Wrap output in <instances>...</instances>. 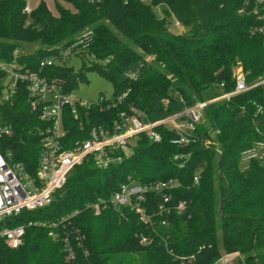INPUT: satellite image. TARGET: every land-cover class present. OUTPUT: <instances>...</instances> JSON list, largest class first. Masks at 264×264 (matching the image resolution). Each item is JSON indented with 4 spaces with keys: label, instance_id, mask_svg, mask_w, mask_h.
I'll return each instance as SVG.
<instances>
[{
    "label": "trees",
    "instance_id": "trees-1",
    "mask_svg": "<svg viewBox=\"0 0 264 264\" xmlns=\"http://www.w3.org/2000/svg\"><path fill=\"white\" fill-rule=\"evenodd\" d=\"M26 4L0 0V59L11 60L24 43L38 42L37 49L22 50L17 58L37 70L40 60H60L61 51L70 49L81 60L77 70L63 60L43 71L64 78L67 91L91 70L112 84L110 98L77 117L65 115L70 142L87 138L92 126H110L120 113L157 120L207 99L203 93L220 83L221 92L232 91L237 66L248 84L264 77V35L251 29L257 22L253 0H54V10L40 0L29 13ZM155 6H161L160 14ZM175 21L183 32L169 30ZM86 31L90 34L82 40ZM1 82L0 73V90ZM0 124L12 128L2 146L34 174L38 132L46 122L31 109L24 86L0 104ZM158 130L160 141L137 136L130 154L105 169L85 161L70 171L48 205L3 219L0 228L28 220L43 225L27 226L16 248L0 237V264H61L63 236L73 240L74 228L84 240L75 247L72 264H214L232 251L241 254L240 264H264V160L241 156L264 142V82L206 105L196 140L185 146L171 143L173 132ZM176 154L185 156L182 167ZM195 175L198 183L191 185ZM129 177L139 183L178 178L181 186L171 191L172 202L184 200V209L172 211L167 224L153 230L128 208L107 207L100 215L84 208L108 198ZM151 200L157 203L159 196ZM141 233L152 241L141 244Z\"/></svg>",
    "mask_w": 264,
    "mask_h": 264
},
{
    "label": "built area",
    "instance_id": "built-area-1",
    "mask_svg": "<svg viewBox=\"0 0 264 264\" xmlns=\"http://www.w3.org/2000/svg\"><path fill=\"white\" fill-rule=\"evenodd\" d=\"M95 4L101 0H86ZM148 1V0H141ZM253 11L257 12V22L251 27L252 31L264 35V0H253ZM26 13L31 11L27 4L24 8ZM240 13L244 9L239 10ZM175 25H179L177 21ZM90 31L83 34V39L88 38ZM23 52L15 49L11 60L0 59V73L2 74L0 104L4 103L16 93L19 86H24L30 98L32 110H37L39 119L46 122V126L39 130L41 136L38 150L37 163L34 174H30L25 166L13 160L10 149L2 146L4 139L12 134V128L8 124H0V222L6 217L15 216L22 211H33L42 208L51 202L53 192L64 186L70 171L85 161L105 169L109 166L119 164L131 152V146L135 138L145 135L150 141L161 140L159 128L173 132L171 143L177 146H185L191 140H196L197 125L203 119V111L211 102L227 99L231 95L246 91L252 86L264 82V77L254 83L248 84L240 66L234 69L235 87L232 91H223L218 95L207 99L198 100L183 110L170 114L157 120L143 119L135 114L124 115L120 113L119 119L110 126H92L88 130L87 138L83 140H68V129L65 126V115L77 117L81 111L87 113L92 106L99 104L76 96L72 91H67L66 80L62 77H51L43 70L56 62H62L55 58H45L39 61L37 70L32 69L26 63L19 62L18 57ZM220 83L218 88H222ZM120 101V97L117 98ZM102 109V107H100ZM209 141L206 140V145ZM243 160H264V142L254 144L241 152ZM179 159V166L184 165L183 154L174 155ZM198 183V175L193 177L191 185ZM181 181L170 177L160 181L139 183L128 178L108 198L98 197L94 201L87 202L84 208L90 209L94 215L111 207L120 211L128 208L136 216L139 222L146 228L154 230V226L167 224V217L172 211L181 212L186 203L179 200L172 202L171 191L178 189ZM159 196L157 203L152 202L153 196ZM79 212L74 210L63 220L74 216ZM42 224L41 222L28 220L24 224L16 226L1 227L0 237L4 238L7 245L12 248L18 247L25 234L27 226ZM57 226V222L50 224ZM73 240L68 234L63 236V263L72 264L75 259V247L82 246L84 235L79 229H72ZM49 235L55 237L54 231ZM141 244H148L152 237L147 234L138 235ZM86 253V251H85ZM241 257L238 251L224 252L214 264H230L233 260Z\"/></svg>",
    "mask_w": 264,
    "mask_h": 264
},
{
    "label": "rangeland",
    "instance_id": "rangeland-1",
    "mask_svg": "<svg viewBox=\"0 0 264 264\" xmlns=\"http://www.w3.org/2000/svg\"><path fill=\"white\" fill-rule=\"evenodd\" d=\"M40 0H26L27 5L29 7H33L35 4H37ZM48 4V6L54 10V0H44ZM154 11L157 14H160L161 12V6H155L153 7ZM169 30L174 33L178 34L185 30V27L182 25H175L174 22L169 25ZM40 46V43L38 42H31V43H24L22 46V49H20V52L26 51V52H33L35 49H37ZM61 56L64 58L65 62L68 65H71L74 67V69H78L81 64V60L79 57L73 53H71L70 49H67L65 51H61ZM86 80L80 82L77 87L73 89V93L82 98L87 99L93 102H96L99 100L100 97L104 98H110L112 95V84L111 82L100 76L98 72L96 71H87L86 72ZM221 93V89L214 88V89H208L203 93L204 98L212 97L216 94ZM230 264H240L239 258L236 260H233Z\"/></svg>",
    "mask_w": 264,
    "mask_h": 264
},
{
    "label": "crops",
    "instance_id": "crops-1",
    "mask_svg": "<svg viewBox=\"0 0 264 264\" xmlns=\"http://www.w3.org/2000/svg\"><path fill=\"white\" fill-rule=\"evenodd\" d=\"M35 5H36V4H35ZM35 5H34V6H35Z\"/></svg>",
    "mask_w": 264,
    "mask_h": 264
},
{
    "label": "water",
    "instance_id": "water-1",
    "mask_svg": "<svg viewBox=\"0 0 264 264\" xmlns=\"http://www.w3.org/2000/svg\"><path fill=\"white\" fill-rule=\"evenodd\" d=\"M219 206H220V204H219Z\"/></svg>",
    "mask_w": 264,
    "mask_h": 264
}]
</instances>
